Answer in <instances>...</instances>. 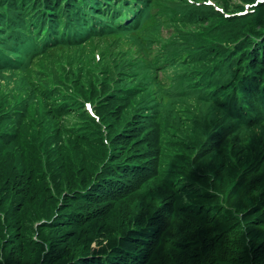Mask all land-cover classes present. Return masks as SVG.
I'll use <instances>...</instances> for the list:
<instances>
[{
	"label": "trees",
	"instance_id": "obj_1",
	"mask_svg": "<svg viewBox=\"0 0 264 264\" xmlns=\"http://www.w3.org/2000/svg\"><path fill=\"white\" fill-rule=\"evenodd\" d=\"M158 1L0 0V264H264V0Z\"/></svg>",
	"mask_w": 264,
	"mask_h": 264
},
{
	"label": "rangeland",
	"instance_id": "obj_2",
	"mask_svg": "<svg viewBox=\"0 0 264 264\" xmlns=\"http://www.w3.org/2000/svg\"><path fill=\"white\" fill-rule=\"evenodd\" d=\"M152 13L153 14H158L157 12H160L161 11V4H160V2L158 1V0H156V2L154 3V5L152 6ZM154 17H152L151 19H148V20H146L144 23H143V25H142V27L143 26H145V25H147V24H149L150 22H153L154 21ZM131 21H132V19L130 18L129 20H127L126 22H128V23H131ZM163 29V34L164 35H168L169 34V28L168 27H163L162 28ZM111 37H116V35L115 34H113ZM130 41H134V39L131 37L130 38ZM119 44H122V49H130V50H132L134 53L136 52V48H134V47H132L130 44H129V42L125 39V38H123V37H120L119 38ZM91 45V47L93 48V50H94V52L96 53L97 51H98V49H99V47L97 46V47H93V43L92 44H90ZM117 45V44H116ZM155 48H157V45H155ZM59 51L58 50H55V52L54 53H58ZM138 54L139 53H141V50H139L138 52H137ZM40 60V58L39 59H37V56L34 58V61H39ZM43 60H46V58L45 59H43ZM162 73L159 75L160 77H162ZM92 246H93V248H95L96 247V242L95 241H93L92 242Z\"/></svg>",
	"mask_w": 264,
	"mask_h": 264
}]
</instances>
